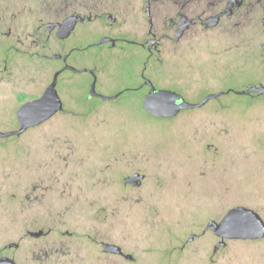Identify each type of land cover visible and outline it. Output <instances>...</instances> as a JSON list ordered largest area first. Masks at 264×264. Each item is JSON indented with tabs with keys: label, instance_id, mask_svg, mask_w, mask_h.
<instances>
[{
	"label": "rangeland",
	"instance_id": "obj_1",
	"mask_svg": "<svg viewBox=\"0 0 264 264\" xmlns=\"http://www.w3.org/2000/svg\"><path fill=\"white\" fill-rule=\"evenodd\" d=\"M247 43L253 42L244 40V55ZM230 44L201 35L192 44L167 45L147 73L191 102L264 83L263 62L237 59ZM128 48L122 60H100L105 93L137 83L144 53ZM13 66L0 81V131L18 128L19 106L42 94L61 61L22 55ZM88 80L87 73L63 71L57 89L67 110L0 138V255L19 264H264V237L228 240L215 251L220 238L209 231L175 248L234 204L264 218V95L231 91L161 119L144 110L139 89L89 100ZM135 170L147 174L142 187H124L123 177ZM39 220L57 231L26 237ZM102 240L135 259L105 253L96 243ZM12 241L21 247L4 249Z\"/></svg>",
	"mask_w": 264,
	"mask_h": 264
},
{
	"label": "flooded vegetation",
	"instance_id": "obj_2",
	"mask_svg": "<svg viewBox=\"0 0 264 264\" xmlns=\"http://www.w3.org/2000/svg\"><path fill=\"white\" fill-rule=\"evenodd\" d=\"M201 35L206 36L208 40H218L223 44L228 41L231 43L230 46L235 47L237 59L242 60L245 56L252 61H261L264 65V0H0V81L3 83L6 75L12 73L13 65L18 61L19 56L55 58L61 61L57 71L67 64L74 65L78 69H87L63 71L88 74L86 96L89 100L102 99L98 95H90L95 77H97L96 89L99 93L108 95L119 93L117 97L119 98L126 91L139 89L144 91L141 96L144 98L151 89V83L147 80L154 83L147 70L154 61L160 59L164 47L182 43L192 44ZM245 39H250L253 43L246 44L250 48L244 55ZM132 45L139 47L144 53V59L137 74V83L123 86L112 93H105L99 88L100 60L107 58L122 60L130 56L128 46ZM105 48L111 52L110 55H103L100 49ZM115 49L121 54L116 55L113 52ZM50 50H53V53H49ZM54 55H59L60 58ZM74 61L82 65L78 66ZM262 71L264 72L263 67ZM259 83L262 82L255 84ZM154 85L157 88H172L156 83ZM23 95L26 94H20V96ZM66 110L64 104L61 112ZM16 119L18 121L17 114ZM135 173L144 175L139 185L125 182L126 177ZM146 178L145 172L135 170L123 177V184L124 187L140 188ZM98 199L95 198L97 203H99ZM218 203L225 204L220 203L219 200ZM245 204L242 202L234 205L247 206ZM44 208L47 211L46 207ZM207 224L201 232H192L181 246L175 248L184 250L195 238L202 237L209 231L214 233L210 229L205 230ZM33 225L26 229V237L43 238L56 230L52 226L46 228L44 220H39V223ZM38 232L41 234L38 236L34 234ZM62 233L74 235L69 230ZM193 234L195 237L190 240ZM219 238L214 246L215 251L226 246L228 240H232ZM96 243L101 244L103 251L107 254L135 259L117 243L106 240ZM105 244H116L121 250L120 252L107 251ZM20 247V241H12L6 244L4 249ZM4 256L13 258L19 264L14 257L7 254L0 255V258Z\"/></svg>",
	"mask_w": 264,
	"mask_h": 264
},
{
	"label": "water",
	"instance_id": "obj_3",
	"mask_svg": "<svg viewBox=\"0 0 264 264\" xmlns=\"http://www.w3.org/2000/svg\"><path fill=\"white\" fill-rule=\"evenodd\" d=\"M54 57L60 58L59 55H54ZM65 69L73 71L87 70L78 69L74 65L67 64L62 69L56 71L52 81L45 88L41 96L26 101L19 107L17 111L18 128L10 131H0V138L22 135L28 129L42 124L64 109V102L58 92L57 84L61 72ZM147 81H150L151 89L143 98V108L149 114L159 118H171L183 110L204 106L209 100L231 91H235L238 94L264 95V83H259L252 84L241 90L227 89L208 93L200 101L191 102L177 90L172 88H157L151 80ZM96 83L97 77H95L91 85V96L98 95L104 100L116 99L118 97L119 93L113 95L99 93L96 89ZM143 176L140 173H135L126 177L125 182H133L139 185ZM208 229L214 231L216 235L222 238L261 239L264 237V218L254 208L239 205L229 209L220 221L216 219L209 220L205 230ZM34 234L38 236L41 232ZM194 237V234L191 235L190 240H193ZM105 249L112 252H120L121 250L120 246L116 244H105ZM0 264L17 263L13 258L4 256L0 258Z\"/></svg>",
	"mask_w": 264,
	"mask_h": 264
}]
</instances>
